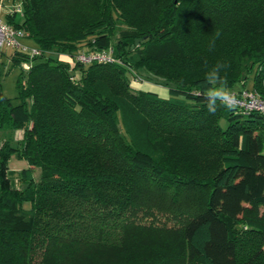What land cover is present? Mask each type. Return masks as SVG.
Segmentation results:
<instances>
[{"label": "trees", "instance_id": "1", "mask_svg": "<svg viewBox=\"0 0 264 264\" xmlns=\"http://www.w3.org/2000/svg\"><path fill=\"white\" fill-rule=\"evenodd\" d=\"M21 1L6 20L41 53L19 103L0 84V129L22 130L0 144V264H264V115L210 114L202 87L222 62L231 91L251 79L264 99V0H129L144 21L114 41L116 0ZM83 41L121 62L59 58Z\"/></svg>", "mask_w": 264, "mask_h": 264}, {"label": "rangeland", "instance_id": "2", "mask_svg": "<svg viewBox=\"0 0 264 264\" xmlns=\"http://www.w3.org/2000/svg\"><path fill=\"white\" fill-rule=\"evenodd\" d=\"M18 0H14V4H17ZM13 4V0H2V5L0 6V16L2 18H5V11L10 8ZM18 5V4H17ZM16 5V6H17ZM115 8H116V12L117 14H115V21L113 22L114 24V29H113V33L111 35V39L114 41L117 37L121 36V31L124 29H132L133 26H140L142 21H144L142 19L141 16V9L140 8H136L135 5L132 4V2H129V0H116L115 2ZM22 20V16H21V9H17L15 12V21L17 22H21ZM69 25L67 26H58L57 29L59 30H64V29H68ZM55 29V28H54ZM56 31V29H55ZM27 44H32L29 38L24 39ZM140 42V40L137 43L134 44H138ZM112 44V42H111ZM112 46V45H110ZM81 50L78 52H83L86 49H90L88 44H86V41H83L81 43L80 46ZM92 51H98V50H91ZM108 51L111 53V55H113V51H112V47H110L108 49ZM14 52V48L10 47V46H3L0 48V84H1V91L2 93L7 96L8 98H10L12 100V102L14 104L19 103V98L17 96V89H16V78L20 72V65L18 64H13L11 63L10 59L8 58V56H11L12 53ZM76 52L73 56H70V54L68 55L67 53H58V56L60 59H62V61H67L68 59L70 60L71 57L75 58V55L78 53ZM89 52V51H88ZM85 52V53H88ZM90 52V53H91ZM111 62L114 63H120V59L116 58L115 56H113ZM68 60V61H69ZM164 62V64H162V66H166L165 69H167L169 72L175 71V70H180L181 65H178L176 63L172 64V63H167ZM191 68L186 67L183 70L185 71H189ZM78 75V73H77ZM130 78V82H129V87H131L133 90H138V89H145L144 85H150L152 88L153 87H158L154 88L160 95L162 96H166L167 95V88L161 85H156L153 83H150L148 81H141L139 82V80H135L134 78H132L131 75H128ZM251 84H252V80L249 79L247 82V86L243 89L245 90H251ZM252 92H254L253 90H251ZM255 93V92H254ZM257 95V94H256ZM258 96V95H257ZM259 97V96H258ZM221 125H225V120H221L220 121ZM22 136V130L21 129H16V130H10L8 128H4V129H0V144L2 141H4V139H9L10 142L12 144H17V141L21 138ZM27 163L25 160L23 159H18L14 156H11V158L9 159V167L11 169V178H13L16 182V184H18V175H19V170L22 169L24 166H26ZM39 174V169L36 168L34 169V175L37 177ZM169 222V221H168ZM102 264H126V261H119V262H108L105 261Z\"/></svg>", "mask_w": 264, "mask_h": 264}, {"label": "built area", "instance_id": "3", "mask_svg": "<svg viewBox=\"0 0 264 264\" xmlns=\"http://www.w3.org/2000/svg\"><path fill=\"white\" fill-rule=\"evenodd\" d=\"M17 4H14L13 0L12 6L5 11V15H15L17 9H21L22 13V1L18 0ZM1 5L2 0H0V6ZM26 38H28V32L26 30L14 26L12 23H9L6 18L0 16V48L3 46H10L14 48V50L26 54L28 59L20 62V68L24 71L30 68L31 58L41 53L38 47L24 42ZM90 52L91 51L88 53L78 52L75 58L83 64H90L92 62H111L112 59H115L108 50ZM232 92L236 97L237 107L244 111L257 110L264 115V99L258 97L256 93L245 89Z\"/></svg>", "mask_w": 264, "mask_h": 264}, {"label": "clouds", "instance_id": "4", "mask_svg": "<svg viewBox=\"0 0 264 264\" xmlns=\"http://www.w3.org/2000/svg\"><path fill=\"white\" fill-rule=\"evenodd\" d=\"M216 38L220 37V32H216ZM215 48V39L210 41L209 50ZM230 65L222 62H217L211 66L205 73V80L202 87L205 89L203 92L206 101L207 111L210 114L217 112V107L223 106L229 110H234L237 106L236 97L227 86L226 76H221V72L228 68Z\"/></svg>", "mask_w": 264, "mask_h": 264}, {"label": "crops", "instance_id": "5", "mask_svg": "<svg viewBox=\"0 0 264 264\" xmlns=\"http://www.w3.org/2000/svg\"><path fill=\"white\" fill-rule=\"evenodd\" d=\"M5 14V13H4ZM6 16V15H5ZM6 18V17H5ZM15 19V18H14ZM25 41V40H24ZM151 85V84H150ZM150 85H144V88L145 89H151L152 87L150 86ZM154 88H157V89H159L158 87H153L152 89H154Z\"/></svg>", "mask_w": 264, "mask_h": 264}, {"label": "water", "instance_id": "6", "mask_svg": "<svg viewBox=\"0 0 264 264\" xmlns=\"http://www.w3.org/2000/svg\"><path fill=\"white\" fill-rule=\"evenodd\" d=\"M140 40V38H136L134 43H137Z\"/></svg>", "mask_w": 264, "mask_h": 264}]
</instances>
